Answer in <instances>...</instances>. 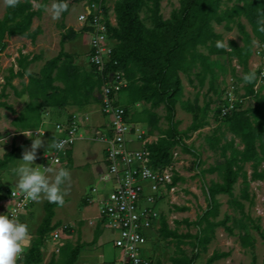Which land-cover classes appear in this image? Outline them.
Returning <instances> with one entry per match:
<instances>
[{
	"label": "trees",
	"instance_id": "obj_1",
	"mask_svg": "<svg viewBox=\"0 0 264 264\" xmlns=\"http://www.w3.org/2000/svg\"><path fill=\"white\" fill-rule=\"evenodd\" d=\"M50 1L52 0H20L15 9L6 8L4 18L0 20V55L6 50L10 38L35 40L41 34V29L32 31V26ZM66 2L68 11L63 13V17L69 14L72 4L86 2L87 5L100 4L102 7L104 0H66ZM161 2L162 0H115L116 25L105 17L106 13L104 16L107 34L116 42H114L112 62H117L118 65L112 63L109 68L120 70L125 74L128 86L120 92L119 98L122 101V96L126 95L122 105L130 121L134 124H146L148 135L160 136L157 143L148 146L154 166L163 167L170 163L174 150L179 147L183 152L192 155L199 167L202 164L201 153L193 146L187 145L185 141L192 137L193 133L208 125L206 117L210 104L201 108L197 102H182L184 87L181 75L188 76L189 79L194 76L200 89L204 87L206 78L210 75L211 90L217 94L218 88L214 84V57L229 55L236 58L243 64L245 75L249 74L248 62L252 55L254 38L264 48V33L258 30L257 23L258 13L264 12V0H181L179 10L174 11L168 20H165L161 14ZM34 3L39 4L37 10L34 8ZM229 3L232 6H229ZM102 9L105 12L104 6ZM145 9L150 14L152 23L150 28L141 17ZM242 18L251 26V34L242 23ZM214 24H226L228 30L232 29L231 26H237L243 37L244 46L241 47L237 42L231 41L226 47L223 44V37L215 31ZM82 31L89 36L93 33L90 27H84ZM78 35L81 34L73 29L69 30L62 39L60 54L44 66L39 76L29 72V66L37 60L36 57L30 60V55L21 53L17 59L18 70L11 68L10 76L6 79L7 85L13 87L12 83L15 79H22L26 75L30 78L26 93L29 94L32 102L17 120V125L21 128L27 130L39 127L40 111L44 108H53L64 113L71 103L75 106H83L93 97L100 102L97 93L101 92L102 81L96 77L92 68L90 72H82L75 65L77 58L68 54L63 47ZM218 42L223 47H217ZM201 48H205L208 54L201 52ZM260 73H255V78L250 83H246L244 78L241 79L245 83V96L256 98L255 107L237 109L224 119L227 131L233 136L232 140H228L224 133L221 135L222 138H207L210 148L220 151L223 162L202 171L201 175L204 177L206 173L218 172L222 181L212 182L206 187L208 206L203 214L195 222L189 220L183 222L189 227L194 226L196 233L181 234L178 228H170L163 215L160 217V229L157 234L162 239L175 243L177 247L175 255L170 260L171 264H197L202 255L208 252L219 227H225L231 235H234V228L227 227L228 217L223 221L216 220L221 208L218 197L221 195L234 197V187L238 181L241 178L244 182L248 181V172L245 170L248 164H251L252 168L251 180L264 181V94L255 91ZM57 82L63 86H57ZM7 97L3 89L0 93V109L13 111L10 105L2 101ZM179 103L184 110L191 112L194 118L193 124L185 133L180 132L179 122L176 120ZM137 104L149 107L134 116L131 110ZM161 107H164L167 113L166 119L169 125L167 130H162L159 125L160 117L156 110ZM220 115L221 109L216 112L217 121H220L218 118ZM18 149L13 148L12 152L0 160V177L2 171L11 164ZM71 154L72 150L67 152L69 164L72 163ZM180 180L182 178L176 177L174 185ZM241 197L253 204L248 192L242 191ZM4 198L3 195L2 199ZM230 203L255 224V221L245 214V205L240 200L232 199ZM59 205L49 202L45 204L46 215L37 230V238L20 259L19 264L43 263L42 249L46 246L45 243L51 233L60 226L52 224L55 208ZM185 209L177 207V210ZM6 212L7 207L1 206L0 213ZM177 223L181 224V222ZM237 223L242 247L253 250L254 241L249 226L243 220ZM254 224L253 228L264 240L262 227ZM102 234L103 229L100 225L95 230L93 243H97ZM183 246H189L190 249H184ZM82 250L83 245L80 243L76 246H65L60 249V261L53 256L49 264H76ZM229 255V253L215 252L207 264H213ZM151 260L153 264H163L160 260L153 258Z\"/></svg>",
	"mask_w": 264,
	"mask_h": 264
},
{
	"label": "rangeland",
	"instance_id": "obj_2",
	"mask_svg": "<svg viewBox=\"0 0 264 264\" xmlns=\"http://www.w3.org/2000/svg\"><path fill=\"white\" fill-rule=\"evenodd\" d=\"M50 1L45 7L40 17L34 20L32 31L41 29V34L35 39H24L21 37H12L7 43V48L0 55V93L5 89L6 99H2L13 108V111L8 109H0V160L12 152L13 148H19L15 153L14 158L8 168L2 171L0 177V207L3 206V195H9L12 190L20 191L17 188V181L12 176L11 169L15 167L22 158V153L25 148H30L32 138H37L40 132L43 135V147L38 150L37 159L33 165L34 167H49L50 163L46 161V156L54 150H48V145L56 137L58 140L62 133L56 129V125L64 124L70 117L75 116L80 126V132L83 135L87 133L95 134L97 127H101L99 123V115L101 113L100 102L91 98L86 105L75 106L72 103L68 105L64 113L59 112L53 108L41 109L40 125L35 129H23L17 125L18 118L26 112V108L32 102L29 94L26 93V86L29 84V76L15 79L12 86L7 85V78L10 76V70L14 67L18 70L17 59L20 54L30 55V60L37 58L29 66L31 74L39 76L44 66L56 58L62 49V39L69 33L70 29L80 33L78 37L72 41L65 43L64 50L77 58L76 64L82 72H90L91 66L89 63L90 52V36L82 31L79 16L87 8V3L72 4L70 12L67 16H61L56 20L52 18L50 11ZM181 0H162L161 14L165 20L170 19L174 11L179 10ZM106 16L113 25H116V17L114 14L115 0H104L102 3ZM232 6L231 3L228 4ZM99 6H101L99 4ZM102 6V7H103ZM38 3H34V8L37 10ZM101 7V8H102ZM7 6L3 0H0V20L5 16ZM147 27H152L150 14L145 9L141 14ZM105 19V18H104ZM242 23L246 26V30L251 34L252 29L248 22L242 18ZM228 30L226 24H214L215 31L223 37V44L228 47L231 41L237 42L241 47L244 46L243 37L240 34L237 26H231ZM115 42V41H113ZM116 43V42H115ZM113 44H110L112 47ZM263 50V53H262ZM230 51V50H228ZM201 52L208 54L205 48H201ZM214 84L218 88V93L215 94L211 90V76L208 75L205 85L202 89L194 76L191 79L188 76L181 75L182 84L184 87L182 102H197V105L203 108L206 104H210L208 116L206 121L208 125L203 129L193 133L192 137L186 139V144L193 146L202 155V164L198 167L196 159L185 152L181 148H176L175 153L179 154L176 162V170L182 180L176 184V191L174 194H167L163 192L164 198L157 204L158 212L163 215L171 229L178 228L179 233L186 234L191 232L196 233L194 226H187L183 223L185 220L195 222L199 216L203 214L208 206L206 187L212 182H221V177L218 172L206 173L204 177L201 175L202 171L209 170L223 162L220 151H215L210 148L207 141L208 137L222 138L224 133L228 140H232L233 136L227 131V126L221 116H218L220 121L216 120V112L227 106L226 108L232 114L237 109L245 110L253 108L256 105V98L254 96H245V83L241 81L245 76L244 66L238 59L229 55L214 57ZM250 73L261 72L258 77V82L255 87L256 93L264 94V48L259 45V41L254 38L252 55L248 62ZM190 80H193L190 81ZM57 86H63L57 82ZM101 93V92H100ZM100 93H97L100 100ZM126 95L122 96V101L125 102ZM121 101V104L123 102ZM41 102V100L39 101ZM72 102V101H71ZM149 106L142 105L141 107H134L131 114H140ZM160 117V128L167 130L169 125L166 119L167 113L164 107L156 110ZM229 114V115H230ZM101 116V115H100ZM222 118V119H221ZM108 124L109 119L105 118ZM176 120L179 122V130L185 133L193 124L194 118L191 112L184 110L182 104L177 105ZM139 128L146 130V124ZM22 132L28 133L32 138L25 136ZM98 132V131H97ZM157 134V133H156ZM7 139V142L3 140ZM223 140V144H224ZM239 144V141L237 140ZM132 147L139 148L137 142L132 143ZM242 149V147H240ZM69 165H54L53 168L66 167L70 170L71 179L64 186L67 195L64 197V203L55 208V217L53 225L59 224L71 226L70 233H63L58 242L52 241L51 237L45 243L43 252V263L49 264L53 256L60 261V253L55 252L65 246H76L79 243L83 245L82 254L76 264H113L120 258V251L115 248L114 241L116 234L108 230H103V234L97 243H93L95 227L94 221L98 217L96 204H91L86 201L88 196L92 195L93 188H100L99 183L100 174L105 169L104 147L100 143H91L89 141H80L75 145V149L71 154ZM248 172V181L244 182L241 178L234 187V197L221 195L218 197L221 203L220 215L217 221H223L226 217L227 227L234 228V235H231L225 227H219L216 232L214 241L209 246L207 253L203 254L197 264H207L209 258L215 253H229L228 257L215 261L213 264H264V240L261 235L253 228L250 220L244 217V214L237 207L231 205L232 199H238L245 205V214L249 215L255 224L260 225L264 232V181H252V168L248 164L245 168ZM242 191H246L253 199V204L250 201L242 199ZM47 200H40L35 202L32 207L26 212H23L18 219L21 222L29 225L30 235L25 245L24 255L31 248L33 242L37 238V230L41 226L45 218L44 206ZM87 202V203H86ZM7 207V203H5ZM178 208H186L185 210H177ZM243 220L248 226L251 238L254 241V249L243 248L240 240V231L237 222ZM177 222H181L179 225ZM254 224V225H255ZM239 225V224H238ZM149 242L143 247V255L160 260L163 264H171L170 260L177 251L176 244L162 239L157 232H148ZM184 249L189 250V246H183ZM21 258V259H22Z\"/></svg>",
	"mask_w": 264,
	"mask_h": 264
},
{
	"label": "built area",
	"instance_id": "obj_3",
	"mask_svg": "<svg viewBox=\"0 0 264 264\" xmlns=\"http://www.w3.org/2000/svg\"><path fill=\"white\" fill-rule=\"evenodd\" d=\"M104 11L98 4L88 5L79 16L81 29L90 27L89 63L97 78L102 81L100 108L104 118L109 119L104 132L81 134L75 116L64 124L56 125L62 133L58 140L64 141L61 151L50 152L46 161L50 166L68 165L67 152L73 150L77 142L100 143L104 147L105 171L100 174V188H93L92 195L86 201L96 204L98 217L94 221L95 229L101 225L117 235L114 246L120 251V258L113 264H153L152 258L143 255V247L149 242L148 232L160 229V217L157 204L164 194H174V179L179 177L176 162L179 154L173 152L172 160L166 166L153 164L149 145L157 143L158 135H148L147 128L130 121L126 109L121 104L120 92L128 86L125 74L120 70H111L114 42L106 29ZM113 44L110 47V44ZM263 53V50H262ZM136 107H141L137 104ZM223 106V120L230 111ZM221 118V119H222ZM137 142L139 148L132 147ZM165 193L163 194V192ZM14 193V196L13 194ZM7 212L19 217L35 203L26 200L22 191L12 190L6 199ZM71 226L62 225L51 233L52 241L58 242L63 233L71 231ZM55 252L59 253L60 249Z\"/></svg>",
	"mask_w": 264,
	"mask_h": 264
},
{
	"label": "clouds",
	"instance_id": "obj_4",
	"mask_svg": "<svg viewBox=\"0 0 264 264\" xmlns=\"http://www.w3.org/2000/svg\"><path fill=\"white\" fill-rule=\"evenodd\" d=\"M4 4L15 9L20 0H3ZM88 6V5H87ZM52 18L60 19L63 13L68 11L66 0H53L50 8ZM258 30L264 33V12L258 13ZM217 47H223L219 42ZM255 78V73H249L244 76V81L250 83ZM25 136L32 138L28 133L22 132ZM37 138H32L30 148H25L22 158L19 159L15 167L11 169L12 176L17 181V188L23 192L26 200L33 202L42 199L49 203H64V197L67 195L64 187L71 179L70 170L66 167L53 168L34 167L37 159L38 150L43 147V134L36 132ZM5 143L7 139L3 137ZM64 147V141L57 140L56 137L49 143L48 150L61 151ZM14 196V193H12ZM30 235L29 225L21 222L15 213H0V264H19L23 256L25 245Z\"/></svg>",
	"mask_w": 264,
	"mask_h": 264
},
{
	"label": "crops",
	"instance_id": "obj_5",
	"mask_svg": "<svg viewBox=\"0 0 264 264\" xmlns=\"http://www.w3.org/2000/svg\"><path fill=\"white\" fill-rule=\"evenodd\" d=\"M72 7V6H71ZM25 39V38H24ZM101 115V116H100ZM100 115H99V123L101 122V127L100 128H96V129H94L96 132L98 131V132H104L105 130H106V125H107V123L105 122V124H103L104 123V120H106L105 118H104V116L100 113ZM74 149H75V147L73 148V150H72V152L74 151ZM104 156H105V153H104ZM5 196V198L3 199L4 201H3V205H5V203H6V199H7V194L6 195H4ZM104 232V231H103Z\"/></svg>",
	"mask_w": 264,
	"mask_h": 264
}]
</instances>
